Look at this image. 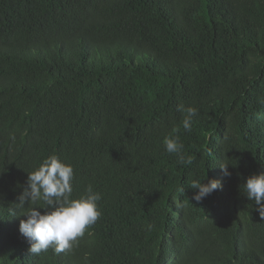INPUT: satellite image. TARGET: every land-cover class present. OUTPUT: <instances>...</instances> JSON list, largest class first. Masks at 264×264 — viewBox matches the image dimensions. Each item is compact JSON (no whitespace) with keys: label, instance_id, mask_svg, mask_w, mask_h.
<instances>
[{"label":"trees","instance_id":"16d2710c","mask_svg":"<svg viewBox=\"0 0 264 264\" xmlns=\"http://www.w3.org/2000/svg\"><path fill=\"white\" fill-rule=\"evenodd\" d=\"M180 104L199 110L191 131ZM52 155L102 215L71 250L33 255L17 204ZM260 172L264 0H0V264H264L243 191Z\"/></svg>","mask_w":264,"mask_h":264},{"label":"clouds","instance_id":"9594fccd","mask_svg":"<svg viewBox=\"0 0 264 264\" xmlns=\"http://www.w3.org/2000/svg\"><path fill=\"white\" fill-rule=\"evenodd\" d=\"M178 111L183 115V128L191 131L199 110L180 104ZM164 144L168 153L176 154L180 163L185 162L183 145L178 136L166 138ZM229 165L219 163L225 177L232 174ZM28 173V183L19 196L17 207L23 209L26 204L31 205L22 215L26 219H21L19 225L21 235L30 243L29 252L37 255L52 248L59 254L71 250L85 231L101 217V193L89 185L83 195L73 198L74 168L57 155L44 159L35 171ZM203 181L193 180L189 183L192 189L197 190L192 197L197 202L222 187L217 179H210L207 183ZM243 191L248 200L255 202L256 210L264 218V172L248 176ZM147 227L150 229L151 225Z\"/></svg>","mask_w":264,"mask_h":264}]
</instances>
